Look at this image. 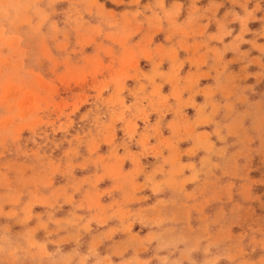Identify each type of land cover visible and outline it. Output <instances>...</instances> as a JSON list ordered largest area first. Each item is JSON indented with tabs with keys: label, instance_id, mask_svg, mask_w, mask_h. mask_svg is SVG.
Returning <instances> with one entry per match:
<instances>
[{
	"label": "rangeland",
	"instance_id": "374dc122",
	"mask_svg": "<svg viewBox=\"0 0 264 264\" xmlns=\"http://www.w3.org/2000/svg\"><path fill=\"white\" fill-rule=\"evenodd\" d=\"M0 264H264V0H0Z\"/></svg>",
	"mask_w": 264,
	"mask_h": 264
}]
</instances>
